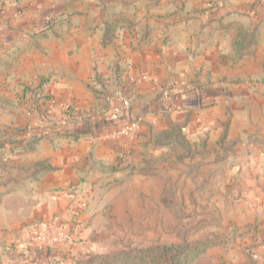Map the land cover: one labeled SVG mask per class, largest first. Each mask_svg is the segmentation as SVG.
<instances>
[{
  "label": "rangeland",
  "instance_id": "obj_1",
  "mask_svg": "<svg viewBox=\"0 0 264 264\" xmlns=\"http://www.w3.org/2000/svg\"><path fill=\"white\" fill-rule=\"evenodd\" d=\"M98 4L101 11V3ZM81 6L79 12L86 7ZM124 8L125 13H137L134 6ZM111 14L115 13L109 9L104 16L108 18ZM245 16L235 43L239 47L249 43L264 46V16L256 25ZM58 17L47 16L34 22L32 27L37 31H51L52 26H61L62 23H57ZM254 29L252 37L250 33ZM259 51L257 56L264 58V50ZM8 60L15 62L14 58ZM98 62L96 58L94 71ZM257 66L255 87H264V60ZM231 70L232 64H229L225 71ZM18 71L11 67L0 69V264H40L39 252L29 247L35 240L39 242L37 246L64 245L60 256H50L44 260L46 264H74L92 255L130 247L205 239L209 240V246L198 257L197 264H264V253L260 251L264 227L247 221L250 205L258 203L256 193L247 189L253 181L246 174L236 175L241 162L233 149L239 140L237 136L226 138L227 129L233 127L232 119L236 126L249 125L248 115L234 116L240 110L244 113L249 109L248 101L235 100L230 116L219 126L217 122L212 124L219 127V136L208 134L210 128L205 127L185 133L188 131L184 126L190 123L191 117L188 114H162L155 120H140V127L126 137L129 140L137 137L142 142L147 138L153 152L143 149L134 156V161H130V153L126 175L108 177L109 173H99L94 176L89 175V170L81 171L84 174L79 185L56 190L63 191L58 197L47 194L42 197L35 191L41 188L34 180L39 174L35 170L48 168L49 164L39 161L41 153L31 148L40 140L47 141L52 151L50 159L58 161L64 153L72 151L70 147L75 148L72 144L76 140L94 145L86 135L75 139L77 132L70 127L90 120L95 114L108 113L116 93H125L121 83L124 74L119 68L111 69L110 77L96 72L97 80L92 76L89 84L96 93L95 101L85 107L52 94L49 88H54V73L41 77L36 71L33 76L26 70L19 74ZM194 86L159 85L156 93L171 89L179 94ZM193 123L197 127L201 125L200 121ZM259 125L263 130L264 120ZM248 139L246 135L242 141ZM222 151L228 157L223 167L217 164L220 161L217 153ZM87 153L91 158L92 152ZM97 169L112 170L110 167ZM242 177L247 180L243 182ZM18 189L24 191L17 201ZM37 204L50 212L33 217ZM16 219L24 223L23 227L15 228ZM8 245H15V251L6 253Z\"/></svg>",
  "mask_w": 264,
  "mask_h": 264
},
{
  "label": "crops",
  "instance_id": "obj_2",
  "mask_svg": "<svg viewBox=\"0 0 264 264\" xmlns=\"http://www.w3.org/2000/svg\"><path fill=\"white\" fill-rule=\"evenodd\" d=\"M81 5L86 7L79 12ZM126 5L136 7V15L125 13ZM109 9L115 14L106 18L104 14ZM54 15L59 16L60 27L54 25L48 32L33 29L34 22ZM244 16L256 25L264 16V0H0V69L16 68L20 70L18 74L26 70L32 76L36 71L41 77L54 73V88H49L52 94L87 107L96 95L89 86L91 77L97 73L110 77L111 69L119 68L124 74L121 83L125 86V98L130 102L128 108H123L119 98L114 97L108 113L72 124L71 131L89 136L94 145L76 140L72 144L75 148L70 147L72 151L58 161L50 159L52 151L47 141L37 142L31 149H38L39 161L49 165L35 170L39 174L34 180L41 187L35 189L36 194L58 197L63 191L56 190L80 184L84 174L81 171L89 170V175L94 176L126 175L130 153V161H134L143 149L153 150L149 149L147 138L143 142L137 137L129 140L127 134L119 132L131 114H140L139 118L145 121L162 114H188L191 117L184 126L188 131L185 133L205 127L210 128L208 134L219 136V127L212 124L217 122L219 126L230 116L235 100H246L249 109L234 116L248 115L249 125L236 126L232 119L233 127L227 129L226 138L237 136L239 140L233 149L241 162L236 175L246 174L253 181L247 189L256 193L258 203L250 205L247 221L264 227V127L262 130L259 125L264 120V87H255L257 65L264 60L257 52L264 50V46L249 43L239 47L235 43ZM250 34L255 36V29ZM96 58L99 62L94 71ZM229 64L232 70L226 72ZM141 74L147 79L135 82L134 77ZM194 81L197 82L190 83ZM172 84L195 86L179 94L171 89L156 93L157 86ZM193 121H200L201 125L197 127ZM246 135L249 139L244 142ZM88 151L92 152L91 158ZM217 157V164L222 167L228 162L224 151L217 153ZM108 166L112 170H103L106 173L97 169ZM23 191H16L20 193L17 201ZM37 205L33 217L50 212ZM16 222L15 228L23 227L24 223L17 219ZM32 243L29 247L39 252L40 264L63 252L64 245L37 246L36 240ZM260 251L264 253V244Z\"/></svg>",
  "mask_w": 264,
  "mask_h": 264
},
{
  "label": "trees",
  "instance_id": "obj_3",
  "mask_svg": "<svg viewBox=\"0 0 264 264\" xmlns=\"http://www.w3.org/2000/svg\"><path fill=\"white\" fill-rule=\"evenodd\" d=\"M96 77L97 75L94 76L95 79ZM75 134L74 138L78 139L80 134ZM208 246L209 240L207 239L185 240L169 244L158 243L145 247H130L113 253L96 254L86 260H77L74 264H197L198 257L205 252ZM5 249L6 253H11L16 247L8 245Z\"/></svg>",
  "mask_w": 264,
  "mask_h": 264
},
{
  "label": "built area",
  "instance_id": "obj_4",
  "mask_svg": "<svg viewBox=\"0 0 264 264\" xmlns=\"http://www.w3.org/2000/svg\"><path fill=\"white\" fill-rule=\"evenodd\" d=\"M148 76H146L145 74H141L139 76H137L136 78H134L133 80L135 82H137L138 80H145L147 79ZM117 98H119L121 106L123 108H128L130 106V102L128 98H125L124 94L122 91H118L116 93ZM141 119L139 118L138 120L134 121L132 119H130L128 122H126L125 124L121 125L119 127V132L121 134H130L131 132H133L139 125V121ZM29 134V133H28Z\"/></svg>",
  "mask_w": 264,
  "mask_h": 264
},
{
  "label": "water",
  "instance_id": "obj_5",
  "mask_svg": "<svg viewBox=\"0 0 264 264\" xmlns=\"http://www.w3.org/2000/svg\"><path fill=\"white\" fill-rule=\"evenodd\" d=\"M139 117H140V114H131V119L134 121L138 120Z\"/></svg>",
  "mask_w": 264,
  "mask_h": 264
}]
</instances>
